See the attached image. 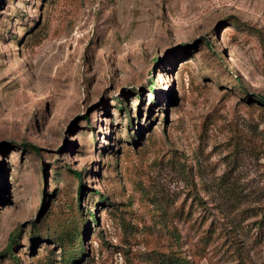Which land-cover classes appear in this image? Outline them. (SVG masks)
I'll return each instance as SVG.
<instances>
[{
  "label": "rangeland",
  "instance_id": "rangeland-1",
  "mask_svg": "<svg viewBox=\"0 0 264 264\" xmlns=\"http://www.w3.org/2000/svg\"><path fill=\"white\" fill-rule=\"evenodd\" d=\"M170 259L264 264V0H0V264Z\"/></svg>",
  "mask_w": 264,
  "mask_h": 264
},
{
  "label": "trees",
  "instance_id": "trees-1",
  "mask_svg": "<svg viewBox=\"0 0 264 264\" xmlns=\"http://www.w3.org/2000/svg\"><path fill=\"white\" fill-rule=\"evenodd\" d=\"M73 174L76 176L77 180H78V186H79V189H78V192L81 193V191L85 188V185L84 183L81 181V173L79 171H72ZM90 215V218H92L93 221H97V217L94 213H89ZM18 229L14 230L11 234H10V241L9 243L7 244V247L4 249V252H7L9 254V256L15 261L18 263V258L17 256L14 254L13 250H12V243L14 241V237L18 234ZM176 263L175 261H173L172 259L164 262L163 264H174Z\"/></svg>",
  "mask_w": 264,
  "mask_h": 264
}]
</instances>
